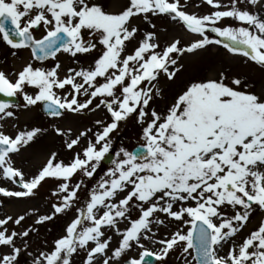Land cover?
Returning a JSON list of instances; mask_svg holds the SVG:
<instances>
[{"label":"snow or ice","instance_id":"1","mask_svg":"<svg viewBox=\"0 0 264 264\" xmlns=\"http://www.w3.org/2000/svg\"><path fill=\"white\" fill-rule=\"evenodd\" d=\"M201 3L212 11L189 12L200 7L189 0H128L118 11L98 0H0V43L11 57L30 53L20 70H0V94L20 95L25 108L39 104L52 118L104 112L75 132L53 125L70 158L53 151L28 177L14 156L47 129L10 135L0 125V180L19 189L0 186V196L35 198L51 180L57 198L50 213L0 218V249L9 250L0 251V264H21L22 254L31 264H74L81 254L83 264H152V258L168 264L171 254L180 264H264V219L248 227L254 213H264V93L223 72L171 96L161 86L162 77L174 81L181 72L179 58L211 45L264 71V0ZM136 18L151 30L142 31ZM152 18H168L195 39L162 46ZM61 53L77 65L63 75ZM45 61L56 62L46 67ZM13 107L0 101V120L14 117ZM130 122L139 129V147L115 151L81 206L86 179L113 151V134ZM73 211L50 249L28 250L37 226ZM26 215L35 217L31 225ZM162 229L166 234L158 235Z\"/></svg>","mask_w":264,"mask_h":264},{"label":"rangeland","instance_id":"2","mask_svg":"<svg viewBox=\"0 0 264 264\" xmlns=\"http://www.w3.org/2000/svg\"><path fill=\"white\" fill-rule=\"evenodd\" d=\"M183 2V0H182ZM103 6L108 11H118L121 7L128 3V0H123L119 4H115L114 0H103ZM190 4H200V7H189V12H195L203 15L212 11V9L206 4L201 3V0H189ZM264 15V12L261 13ZM156 23V31L159 34V39L162 46L171 41L173 38H179L183 45H187L195 37L189 34L182 25L175 22H171L168 18H152ZM134 23L138 24L142 31L151 30L144 23L142 19L136 18ZM226 23L235 25L236 22L228 20ZM214 38V34H213ZM1 50H4V62L0 61V70H4L6 73L16 72L21 67L29 62L30 53L28 51H21L18 57H11L8 54V49L1 43ZM27 56L28 59H24ZM82 65H87L90 62V58L78 57ZM58 62L62 65L61 75L68 67H77L73 62V58L67 54H58ZM8 61V62H5ZM56 61H45L44 66L52 67ZM39 65V62H33ZM179 64L183 65L181 72L177 74V78L174 81H166L161 78V86L165 87L169 96L179 92L185 84L193 80H203L209 78H216L221 72L232 78H241L247 85V90L256 93H264V71L251 62H247L246 58L239 55H232L223 49L221 46L211 45L206 49L198 51L196 54H185V56L179 58ZM9 70V72H8ZM30 94L32 89H26ZM20 102L13 107L14 117L5 118L0 120V125H3V130L6 134L15 135L20 130H30L33 127H41L47 129L42 132L39 137L32 142L27 148L22 149L21 153L14 156L15 165L21 168L26 177L34 174L46 161L50 153L56 151L58 153V159H64L65 162L70 158L67 149L63 145L62 138L55 135L53 131V125L61 128H71L74 132L82 129L85 125L91 126L92 121L96 118L104 117L103 110L89 114L86 118L75 117L71 114L66 115L64 118H52L47 114H44L41 110V105H36L31 108L24 107V101L22 96L17 95ZM163 107V105H161ZM114 145L113 153L118 151L119 147L124 146L129 150H132L137 144H139V129L131 122L128 125L121 124V130L119 133H114ZM115 158V157H114ZM113 158V159H114ZM112 166L111 161L109 163H101V168L97 174L91 179H86L88 188H82L79 196L81 197V206L86 203L88 199L89 189L94 186V183L103 176L104 172ZM79 175V174H78ZM78 177L73 178V182H76ZM0 186L8 187L10 190H19L15 185L10 182L0 180ZM56 188L55 181H47L39 189V194L35 198H8L0 196V218L6 215L18 216L20 214L32 213L34 210L38 214H47L51 212V204L56 201V197H52L51 193ZM75 211L70 212L68 216H58L54 221L48 222L46 225L37 226L39 230L38 234H33L34 239L38 240L32 247L34 254H38L45 246L51 244V240L56 235H63L64 229L68 221L75 215ZM135 215V213L133 214ZM35 217L26 215V225H31ZM264 219V213H254L249 225L254 224L249 229H254L261 220ZM124 227V224H121ZM10 228L15 227L9 225ZM171 227V225H170ZM19 230V228H17ZM111 234V233H109ZM165 230H161L158 235H165ZM242 235H247L245 231ZM31 236V238H32ZM239 239V237H238ZM119 237L113 235L112 247L117 245ZM116 243V245H115ZM151 247V246H150ZM0 251H9L6 248L0 249ZM138 250L133 249L129 255L136 256ZM83 254L75 256L78 261L83 260ZM32 257L22 254L20 257L21 264H31ZM76 264V261L74 262ZM155 264H159L156 262ZM168 264H180L177 254H171L168 260Z\"/></svg>","mask_w":264,"mask_h":264},{"label":"bare ground","instance_id":"3","mask_svg":"<svg viewBox=\"0 0 264 264\" xmlns=\"http://www.w3.org/2000/svg\"><path fill=\"white\" fill-rule=\"evenodd\" d=\"M123 0H114V3L115 4H119V3H121ZM98 2L100 3V4H104L103 3V0H98ZM0 46H2L1 45V43H0ZM24 59H28V57L27 56H24ZM4 60H5V57H4V50H1L0 49V61L2 62H4ZM5 62H8V61H5ZM89 63V62H88ZM8 72H9V70H8ZM260 223V222H259ZM258 223V224H259ZM254 224V222L251 224V225H253ZM257 224V225H258ZM251 225H249V227L251 226ZM121 228H123V226H121ZM39 231H41V229L39 230ZM61 235H56L55 237H54V239H56V238H58V237H60ZM54 239L53 240H51V244H49V245H47V246H45L42 250H48V249H50L51 247H52V242L54 241ZM35 243H38V240L36 239H34V237L32 236V238L29 240V244H30V250H33V245L35 244ZM115 245H116V243H115ZM41 251V250H40ZM76 261V264H83V260L82 261H78V259L77 258H75V260H74V262Z\"/></svg>","mask_w":264,"mask_h":264},{"label":"water","instance_id":"4","mask_svg":"<svg viewBox=\"0 0 264 264\" xmlns=\"http://www.w3.org/2000/svg\"><path fill=\"white\" fill-rule=\"evenodd\" d=\"M0 101H8V99L7 98H5V96H3V94H0ZM10 101V100H9ZM137 147H139V146H137ZM136 148V147H135ZM134 148V149H135ZM133 149V150H134ZM112 155H109V157H107L105 160H104V162L105 163H109L110 161H111V159H112ZM154 262V260L152 259V263Z\"/></svg>","mask_w":264,"mask_h":264}]
</instances>
